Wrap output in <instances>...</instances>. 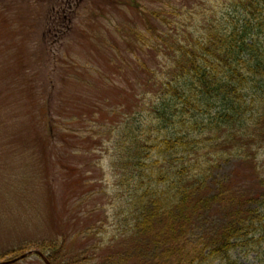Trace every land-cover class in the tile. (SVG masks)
Wrapping results in <instances>:
<instances>
[{"label":"trees","instance_id":"obj_1","mask_svg":"<svg viewBox=\"0 0 264 264\" xmlns=\"http://www.w3.org/2000/svg\"><path fill=\"white\" fill-rule=\"evenodd\" d=\"M156 1L122 25L139 75L114 123V219L86 259L264 264V0H197L199 26Z\"/></svg>","mask_w":264,"mask_h":264},{"label":"rangeland","instance_id":"obj_2","mask_svg":"<svg viewBox=\"0 0 264 264\" xmlns=\"http://www.w3.org/2000/svg\"><path fill=\"white\" fill-rule=\"evenodd\" d=\"M130 2L0 0V262L47 264L35 253L17 259L47 244L49 261L90 264L85 250L107 238L114 123L139 75L122 27L138 15ZM178 2L199 26L197 0Z\"/></svg>","mask_w":264,"mask_h":264},{"label":"water","instance_id":"obj_3","mask_svg":"<svg viewBox=\"0 0 264 264\" xmlns=\"http://www.w3.org/2000/svg\"><path fill=\"white\" fill-rule=\"evenodd\" d=\"M32 253H37V254H40V255H42L43 257H44V259L46 260V262L48 263V264H50V262L48 261V259L40 252V251H38V250H31V251H29V252H26L25 254H23V255H21L19 258H17V259H20V258H23V257H26V256H28V255H30V254H32ZM16 259H13V260H10V261H15ZM10 261H5V262H0V264H8Z\"/></svg>","mask_w":264,"mask_h":264},{"label":"flooded vegetation","instance_id":"obj_4","mask_svg":"<svg viewBox=\"0 0 264 264\" xmlns=\"http://www.w3.org/2000/svg\"><path fill=\"white\" fill-rule=\"evenodd\" d=\"M65 4H67L66 2H64Z\"/></svg>","mask_w":264,"mask_h":264}]
</instances>
